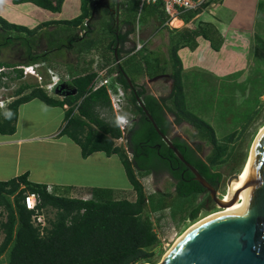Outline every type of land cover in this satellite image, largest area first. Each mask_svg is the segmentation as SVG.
<instances>
[{"label":"trees","instance_id":"obj_1","mask_svg":"<svg viewBox=\"0 0 264 264\" xmlns=\"http://www.w3.org/2000/svg\"><path fill=\"white\" fill-rule=\"evenodd\" d=\"M63 1L13 0L12 3H31L51 13H59ZM220 1L205 0L197 10L184 12L178 19L188 24L201 10ZM115 5L116 0H110L106 8L95 5L92 0H80V14L77 17L69 21L45 22L40 24L37 30L54 27L67 35L76 31L82 32L80 37L66 39L65 45L61 43V37L54 38L49 52H62L66 49L73 54L72 48L76 46L77 53L84 55L99 49L102 38L91 29L90 17L93 12L100 10L102 19L105 18L101 19L100 23L103 33L110 38L105 49L112 53L114 62L116 49L119 64L106 65L100 55L98 56L102 67L108 68V75L114 70L111 82L123 91L125 102L133 114L131 125L127 126L123 133L115 126L107 89L104 86L96 87V74L91 67L93 61L89 60V67L82 69L78 74L72 72L69 81L62 83L63 89L57 94H48L39 86H20L14 92V98L0 108V134L12 135L15 132L17 108L33 99L49 107L67 106L65 125L59 135L76 144L83 159L93 153H103L107 157L116 156L130 190L134 193V200L117 199L113 196L115 192L98 188L85 189L83 193L69 197L49 191L46 185L29 182L27 173L0 182V217L4 216V219L0 220V232L3 235L0 258L7 254L4 264H154V258L162 253L159 231L162 230L161 221L167 218L164 213L166 206L159 208V211L155 210V217L152 219L146 209L148 201L145 190L136 174L148 176L151 172H168L175 180L173 188L177 198H192L205 192L193 180L190 171L161 142V138L138 106L134 93L129 89L118 65L133 83L136 95L164 136L170 134L173 124L185 122L195 131L196 139L211 147L209 154L201 158L199 147L192 149L186 141L177 136L171 142L185 162L214 189L221 181V174L214 172L212 168L224 164L230 157L232 149L229 148V143L232 136L219 141L209 124L187 110L182 90L181 61L177 55L178 50L184 47L194 50L197 46L196 39L199 37L207 40L213 50H217L221 42L218 33L213 26L205 23H198L192 30L165 27L164 30L168 33L166 58H159L153 52H147L146 45L136 53H132V47L124 51L126 44H134L130 36L135 31L138 0H125L119 5L123 16L121 25L127 28L125 32L120 31L114 16L110 14L109 9L114 11ZM141 20L144 21L142 26L149 22L157 26L164 25L167 19L161 3L145 6L138 17V27ZM37 30L12 25L0 18V34L5 41L2 46L11 47L16 42L23 48L26 61L21 62L19 67L51 62L49 52H33ZM140 31L141 27L139 33ZM76 65L75 61L71 67ZM16 66L0 62V69H9L13 73V76H10L12 73H1L0 78L7 77L12 81L22 79L23 72ZM45 67L54 74H59L51 66ZM139 74H144L150 79L162 74L169 75L173 80L170 95L166 99H157L148 94L143 86L135 84L134 77ZM60 77L63 79L62 75ZM0 85L6 86L1 80ZM115 88L112 89L113 93H116ZM74 91L75 94L72 95ZM6 110L13 113L11 119L5 118ZM168 115L173 118L172 122L168 120ZM122 140L124 146L117 145V142ZM29 194L37 197L34 210H27L22 203L24 197ZM203 208V204H199L189 212L187 219L194 223ZM47 210L54 211V216L52 219L44 218L46 226L40 232L39 227L33 226L31 218L35 211L44 216V211ZM168 218L176 222L174 213L168 214ZM155 228H159L158 231Z\"/></svg>","mask_w":264,"mask_h":264},{"label":"rangeland","instance_id":"obj_2","mask_svg":"<svg viewBox=\"0 0 264 264\" xmlns=\"http://www.w3.org/2000/svg\"><path fill=\"white\" fill-rule=\"evenodd\" d=\"M109 1L110 0H97L94 4H100L101 6L107 4ZM23 5L24 6L13 5L12 0H2V2H0V18L9 24L11 23L12 25L32 29L34 21L36 22L38 19L45 20L44 17L46 15H48V17L57 16L56 14H49L39 8H35L32 5ZM216 6L217 5H209L206 9L201 10L200 13H213ZM262 10L263 5L261 4L260 11ZM76 16H78V1L66 0L60 19L71 20ZM210 16L213 17L212 15ZM102 17L100 10L93 12L90 17L91 29L96 31L99 38H102L99 42V49L84 55L77 53L76 46L72 48L73 54L69 52L64 53V51H62L63 53L61 51L55 53H53V51L52 53L49 52V57L51 59L50 63L46 62L45 65L36 64L34 68L30 69V73L20 80L12 81L7 77L5 81L1 80L6 86L0 85V105L4 107L10 102L14 98V92L22 85L39 86V81L42 82L41 85L50 83L51 75L45 67L47 65L51 66L56 73H59L56 74L58 77L62 75L64 78L65 75L70 76L72 72L78 74L82 69H87L89 67L88 61L94 55H97V57L100 55L103 63L106 65H114L115 62L112 58V53L105 49V45L110 38L107 34L103 33V28L100 24ZM143 22L144 21L141 20L139 29L142 27ZM145 27L146 32H144L143 35L139 33L138 37L144 41L148 39L149 42L146 45V51L153 52L159 58H166L168 48V38H166V34L168 37V33L166 30L163 32V36L160 37L155 34L156 24L149 22ZM171 27L176 29L172 25ZM245 29V26L236 22L229 28L231 31L230 34H235L229 36L238 37V34H241L239 32L245 31ZM253 30L254 35L251 38L249 49V65H241V60L238 58L240 55H235L238 59H232V56H228V54L222 55L220 58L219 56H215L216 59H213L211 57L212 55H209L206 50L204 55H202L203 48L201 46L199 50H197L199 54L196 51L193 56L188 59L189 61L184 60V64L192 68V70L186 72V75H182V90L187 110L209 124L214 130L216 139L219 141L225 137L232 136V140L229 143V148L232 149L230 157L224 164L212 168L214 172L221 174V181L215 189V194L218 198L221 195L224 196L223 194L226 193V182L229 177L244 173L253 141L260 127L264 125V14H259L257 16ZM53 32V34L51 33V37L56 38L61 35L60 37L63 39L61 43L63 45L67 43L68 39L80 37L81 35L80 31H76L69 35L62 34L56 30ZM49 34L50 33L46 34L47 39L49 38ZM131 39H133V35L130 36V40ZM43 40L41 43L35 45L33 48L34 53L40 54L48 52V49H51V46L48 49L45 47V42H43ZM15 43L9 51H6V49L2 51L5 55H0V61L8 59L7 57L12 56L13 52L18 51L21 57L20 61L24 60L25 55L23 54V48L20 46L18 47ZM132 44L133 43L126 44L123 50L126 51ZM50 45H52V43H50ZM1 47L2 46H0V50ZM210 49L213 50L211 46ZM213 51L215 52V50ZM7 54L9 55L7 56ZM145 54L144 52V55ZM75 61L77 65L74 69L72 68V64L75 63ZM230 63L232 65H230ZM3 71V73L8 75L12 73L9 69H4ZM113 74L114 70L109 74L110 79L113 77ZM10 76H13V73L10 74ZM134 78L136 85L143 86L148 94L157 99H166L172 91L173 80L169 75L166 78L163 77L154 82H150V78H147L144 74L136 75ZM40 103L41 102L36 99L33 104H30V110H27L28 108L22 110L19 117L21 128L26 127L28 123L32 122L29 118L31 112H35L36 114V119L33 123L42 124V112L40 114L39 110H43V106ZM37 107L39 110H36ZM123 107L125 113L129 114L130 119H133V114L130 111L129 105L125 102ZM167 118L170 122L173 121L170 115H168ZM51 126L49 128H51ZM194 135L195 131L185 122L179 125L173 124L171 126L170 136L180 137L190 146L195 148L199 147V156L204 158L209 154L211 147L196 139ZM117 145L124 146L123 140L117 142ZM98 168L100 174H97L96 177L92 179L94 182L93 188H110V190L119 191L114 193L113 196L115 198L127 199L130 201L134 200V193L130 190L131 188L128 185L120 163L115 156L112 157L109 164L104 162L99 163ZM136 176L145 190L148 201L146 209L151 214L152 219L155 217L153 216L155 210L159 211V208L166 206L164 208V213L167 215V218L161 221L162 230L159 231L162 253L156 256L153 261L154 264H160L165 251L169 249L176 239L193 223L189 221L187 217L189 212L199 205V198L198 196L192 198H177L174 195L173 182L165 174L152 177L139 173L136 174ZM86 197L87 196H83V198ZM217 210H219V208H217L216 205H213L209 211L200 210L196 221ZM0 212H2V209H0ZM170 213L175 214L176 222L168 218V214ZM53 216L54 211H44L45 219H52ZM3 219L4 216L0 217V220ZM158 229L159 228H155L156 231H158ZM2 239L3 235L0 232V243ZM6 260L7 254L0 258V264H4Z\"/></svg>","mask_w":264,"mask_h":264},{"label":"crops","instance_id":"obj_3","mask_svg":"<svg viewBox=\"0 0 264 264\" xmlns=\"http://www.w3.org/2000/svg\"><path fill=\"white\" fill-rule=\"evenodd\" d=\"M65 1L66 0H64L61 5L59 13H51L41 9L42 11L53 15L56 14L57 16L48 17V15H46L47 17H44L45 20L38 19V21H34L32 29H27L37 30L40 24L49 21H69L60 19ZM77 1L79 15L80 0ZM92 1L95 3L97 0ZM124 1L125 0H119L118 10L115 12L113 11L114 18L116 15L118 17V22H115V24L119 27L121 32H125L127 29L125 26L121 25L123 16L121 13L122 8L119 5ZM24 4L38 8L31 3ZM261 4L263 5L262 11H260ZM19 5L24 6L23 4ZM212 5H217L213 13H199L188 24H184L181 20L176 19L181 23V26L176 28L178 30L184 28L192 30L197 27L198 23H205L213 26L221 39L220 45L215 52L210 49L211 45L208 41L200 37L196 39L197 46L194 50L191 51L185 47L179 49L177 55L181 61L183 76L186 75L187 71L192 70V68L187 67V64H184V60L189 61L188 59L199 50L200 46L203 48L202 55H204L205 50L209 55H212L211 57L213 59H216L215 56H219L220 58V56L228 54V56H232V59L240 58L241 65H249V49L251 38L254 35V24L257 16L259 14H264V0H221L218 4ZM210 15L216 18H213ZM236 22L245 26L246 29L245 31L239 32L241 34H238V37H230L229 35L235 33L230 34L231 31L229 28ZM165 27L172 28L171 23L169 25L164 24L155 27V34L162 37ZM55 30L56 28L54 27L38 29L35 45L41 43L44 39L43 42H45V47L48 49L50 43H53L54 38L49 36L47 39L46 34L54 33L53 31ZM144 32H146L145 25L141 27L140 33L143 35ZM60 36L61 35L57 36L56 39H59ZM166 38H168L167 34ZM143 42L147 45L149 41L146 39L145 41L143 40ZM56 51L57 50H54L53 53ZM63 51L64 53L67 52L66 49ZM197 53L199 54V51H197ZM235 55H240V57L237 58ZM230 65L232 64L230 63ZM68 81L69 79L62 80L61 83H66ZM35 101L36 99H33L17 108L15 132L12 135L0 134V182H5L27 173V180L29 182L46 185L49 191H56L69 197H75L76 195H79V193H83L85 189L93 188L94 182L92 179L96 177L97 174H100L98 170L99 163L104 162L109 164V161L112 160L114 155L107 157L103 153H93L87 158H81L79 147L67 137L59 135L65 125V111L67 110V106H63V108L49 107L40 101L43 110H39L38 107L36 110H39L40 114L42 112V124L33 123L36 119V114L35 112H31L29 118L32 122L28 121L30 123H28L26 127L21 128L19 117L22 110L25 108L30 110V104H33ZM50 126L51 128H49ZM107 190H110V188H107ZM111 191L119 192L116 190Z\"/></svg>","mask_w":264,"mask_h":264},{"label":"water","instance_id":"obj_4","mask_svg":"<svg viewBox=\"0 0 264 264\" xmlns=\"http://www.w3.org/2000/svg\"><path fill=\"white\" fill-rule=\"evenodd\" d=\"M118 1L114 12L118 10ZM118 22L117 15L114 18ZM115 63L119 64L116 49ZM129 89L133 91L138 106L144 112L147 120L175 157L193 175L208 194L217 208L222 209L228 204L239 200V192L235 191L229 202L216 197L215 189L181 156L164 136L151 116L145 110L141 99L136 95L133 83L118 65ZM168 77L163 74L150 79L154 82ZM59 87V89H58ZM63 89V84L56 85L53 93ZM75 94V91L71 93ZM68 95V94H67ZM238 179L237 175L228 178L226 185ZM245 195V204L241 210L215 217L188 231L170 250L160 264H264V130L257 136L251 151V159L245 184L241 187Z\"/></svg>","mask_w":264,"mask_h":264},{"label":"built area","instance_id":"obj_5","mask_svg":"<svg viewBox=\"0 0 264 264\" xmlns=\"http://www.w3.org/2000/svg\"><path fill=\"white\" fill-rule=\"evenodd\" d=\"M205 0H138V14H137V19H136V24H135V31L133 33V39H134V44L131 46L132 47V53H136L142 50V48L145 46V43L143 40L139 39V27H138V17L140 15L141 10L148 5H154L158 2L161 3L162 5V10L164 12V15L166 16V23L165 25H169L173 20L178 19V17L187 11H195L197 10L200 5L204 2ZM93 61L92 64V69L93 72L96 74L95 77V84L96 87L99 86H104L107 89V93L110 99V105L114 114V118L120 114L125 113L124 111V94L123 91L117 86L114 85L111 82V79L109 78V75L107 74V67H102V61L97 55H94L91 57L90 61ZM36 65L32 66H20L18 69H21L23 72V77L26 76L27 74L30 73V69L34 68ZM4 69H0V75L3 73ZM49 74L51 75L50 77V83L47 85H41L42 83L39 84L40 88H43L48 94H52L54 87L61 83L62 80H68L69 76L65 75V78L61 79V77H58L56 74H53L52 71L47 69ZM37 77V76H36ZM6 77H1L0 80L5 81ZM38 78V77H37ZM1 81V82H2ZM116 90V93H113L112 89ZM74 95V94H73ZM130 119V117H129ZM126 127H119V130L123 133ZM219 199H223V196L221 195ZM23 205L27 210H34L35 206L37 204V197L33 194L26 195L23 199ZM31 222L34 227H39V231L42 232V229L46 226L45 224V219L43 214L38 213L35 211V214L31 218Z\"/></svg>","mask_w":264,"mask_h":264},{"label":"bare ground","instance_id":"obj_6","mask_svg":"<svg viewBox=\"0 0 264 264\" xmlns=\"http://www.w3.org/2000/svg\"><path fill=\"white\" fill-rule=\"evenodd\" d=\"M171 25L174 27V28H179L181 26V23L177 20H173L171 22ZM264 130V125L260 127L259 129V132L258 134L256 135L255 137V140L257 138V136ZM255 140L253 141V144L251 146V150H250V153H249V158H248V162L246 164V169L244 171V173H242L241 175H238V179L236 180H233L231 182L230 185H227V191L225 194H223V201L225 202H229L233 193L235 191H238L239 192V200L237 203L235 204H228L226 207L222 208V209H219L217 210L216 212H213L211 214H208L206 215L205 217L199 219L198 221L192 223L177 239L176 241L174 242V244L165 251L164 255H163V258L162 260L166 257V255L170 252V250L172 249V247L188 232L190 231L191 229H194L195 227L203 224L204 222L208 221V220H211L215 217H218L220 215H223V214H227V213H231V212H235V211H238V210H241L243 207H244V204H245V195L243 193V191L241 190V187L245 184V180H246V177H247V174H248V169H249V164H250V159H251V151H252V147L254 145V142Z\"/></svg>","mask_w":264,"mask_h":264},{"label":"flooded vegetation","instance_id":"obj_7","mask_svg":"<svg viewBox=\"0 0 264 264\" xmlns=\"http://www.w3.org/2000/svg\"><path fill=\"white\" fill-rule=\"evenodd\" d=\"M102 7L103 8H106V4L105 5H102ZM109 11H110V14L113 16V11L111 10V9H109ZM82 35V34H81ZM0 38H1V43H0V46H2L3 45V43L5 42L4 41V38H3V35H1L0 34ZM17 44V46L19 47V43H15V45ZM12 46H14V44L12 45ZM12 46L11 47H1V50H0V55H5V53H3L2 51L3 50H5L6 49V51L8 50L9 51V49H11L12 48ZM13 52V51H12ZM7 53V52H6ZM9 53V52H8ZM9 54H7V56H8ZM8 59H6V60H3V61H0V62H2V63H5V64H12V65H17L16 66V68H18L19 67V64L21 63V62H24V61H26V57H24V60H21L20 61V53H19V51L18 52H13L12 53V56H8L7 57ZM176 137V136H175ZM167 138L170 140V142H172V139L174 138V136H170V134L167 136ZM161 142L165 145V143L161 140ZM172 144V143H171ZM188 144V143H187ZM189 145V144H188ZM166 146V145H165ZM190 146V145H189ZM167 147V146H166ZM192 149H196L195 147H192V146H190ZM168 148V147H167ZM169 149V148H168ZM163 159H165V158H163ZM161 174H165V175H167L169 178H170V180L173 182V184H175V180L172 178V176L168 173V172H164V171H159V172H157V173H155V172H151V174H150V176H152V177H156V176H158V175H161ZM218 187V186H217ZM198 196V200H199V204H203V206H204V208L202 209V210H206V211H209L210 209H211V207L213 206V205H215L214 204V202L213 201H211L210 199H209V197H208V194L206 193V192H203L202 194H199V195H197Z\"/></svg>","mask_w":264,"mask_h":264},{"label":"clouds","instance_id":"obj_8","mask_svg":"<svg viewBox=\"0 0 264 264\" xmlns=\"http://www.w3.org/2000/svg\"><path fill=\"white\" fill-rule=\"evenodd\" d=\"M2 2V0H0ZM0 107H3V105H0ZM4 116L6 119H11L13 116V113L10 110H6L4 112ZM132 123L131 119H129V114L123 113L116 117L114 124L116 127H127L130 126Z\"/></svg>","mask_w":264,"mask_h":264}]
</instances>
